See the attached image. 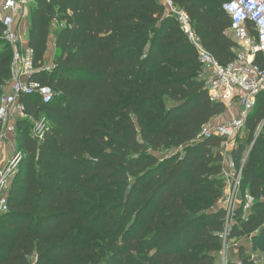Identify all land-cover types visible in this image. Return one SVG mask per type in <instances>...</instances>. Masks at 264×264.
<instances>
[{"label":"trees","instance_id":"1","mask_svg":"<svg viewBox=\"0 0 264 264\" xmlns=\"http://www.w3.org/2000/svg\"><path fill=\"white\" fill-rule=\"evenodd\" d=\"M170 1L220 63L234 60L226 0ZM55 20L53 70L33 76L55 97L25 98L44 127L39 137L31 120L19 125L23 158L0 215V264H90L96 249L104 264H216L225 138L199 135L228 107L210 97L178 19L162 0H35L28 43L37 66ZM2 46L0 94L12 57ZM256 61L264 67L263 54ZM246 128L247 155L242 140L230 154L256 202L247 217L238 206L232 236L259 232L264 252V92ZM240 259L232 264H254L243 248Z\"/></svg>","mask_w":264,"mask_h":264},{"label":"built area","instance_id":"2","mask_svg":"<svg viewBox=\"0 0 264 264\" xmlns=\"http://www.w3.org/2000/svg\"><path fill=\"white\" fill-rule=\"evenodd\" d=\"M35 0H0V49L9 45L11 57V77L0 94V215L8 211V197L12 183L19 171L23 152L18 148L19 125L33 117L28 112L26 97H38L42 103L49 104L55 97L53 86L33 79L34 74L45 70L51 72L53 65L46 62L37 66L33 49L22 35L21 30H29L31 12ZM170 14L178 19L181 29L195 46L201 64L200 77L209 91L212 100L223 102L227 107L240 106L237 116L222 123L210 122L205 125L199 137L216 134L225 138L222 143L224 155L223 178L226 188L221 202L226 210L224 229L220 233L222 249L216 264H231L229 245L232 228L236 223L238 206L243 216L250 214L255 196L242 192V168H238L230 152L235 138L246 126L248 115L264 92V67L256 61V56L264 55V0H226L223 11L230 17L227 34L238 44L236 57L228 64L220 63L215 55L203 44L201 37L191 24L187 12L167 0ZM57 28L55 20L52 28ZM43 123L35 134L42 137ZM230 148V149H229ZM245 246V245H244ZM250 259L261 264L262 258L253 252V245H246ZM37 259L32 257V263Z\"/></svg>","mask_w":264,"mask_h":264},{"label":"rangeland","instance_id":"3","mask_svg":"<svg viewBox=\"0 0 264 264\" xmlns=\"http://www.w3.org/2000/svg\"><path fill=\"white\" fill-rule=\"evenodd\" d=\"M165 4H168L167 3V0H162ZM60 28V26H58L57 28H52L51 30V36L49 38V47H48V51H47V54H46V58H45V62L50 65V66H54V61H55V57H56V54H57V50L55 49V47H53L51 45V43L53 42L54 43V40H55V35H56V32L58 31V29ZM22 37L23 39L25 40V37L26 35H23L22 34ZM3 46H1L2 48ZM238 107L237 105H233L231 107H228L227 110L225 111L224 113V116H228V120L236 113H238ZM230 117V118H229ZM223 118V117H222ZM44 122V115L41 116L40 119L38 120H34V121H31V123L28 125L29 128H31L32 132L35 133L38 131V127L40 125H42V123ZM224 122V120L220 119L214 123H222ZM253 136L250 135V132L248 130V128H246L245 130H243L239 136L237 138H235V142H234V145L238 144V141L239 140H242L243 142H245V146H246V153H245V156L247 155V152L248 150L250 149V146H251V140H252ZM230 149V148H229ZM172 151H166V150H161L158 152V155L159 156H163L165 154H169L171 153ZM194 203H197L199 201V199H193ZM221 206L222 205V202L219 201V203L217 204V206ZM255 236H259V232H256L255 234H247V235H244V236H241V237H234L232 236V240H231V244L229 245V258H231V264L232 263H238L241 261L240 259V249H244L245 250V255L246 256H250V253L249 251H247V248H246V245L248 246L250 243H252L253 245V252L256 254V255H259L261 258H262V263L261 264H264V252H262L259 248L256 247L255 245ZM261 240H264V237L262 239H259V241ZM245 245V246H244ZM96 252L99 253V259L95 262L93 261H90L89 260V263L90 264H104V254L102 251L100 250H97L96 249ZM250 258V257H249Z\"/></svg>","mask_w":264,"mask_h":264},{"label":"crops","instance_id":"4","mask_svg":"<svg viewBox=\"0 0 264 264\" xmlns=\"http://www.w3.org/2000/svg\"><path fill=\"white\" fill-rule=\"evenodd\" d=\"M26 35V37H25V41L26 42H28V34H29V30H26L25 28H23L22 30H21V35ZM51 45L53 46V47H55V40H54V43L52 42L51 43ZM55 49H56V47H55ZM237 105V107H238V111L240 112V106L238 105V104H236ZM239 112L238 113H236V114H234L232 117H234V116H237L238 114H239ZM223 117V118H222ZM228 116H224V113L223 114H221V115H219V116H217V117H215L213 120H212V122H216V121H218V120H220V119H222V120H224V121H227L228 120V118H227ZM231 117V118H232ZM230 118V117H229ZM230 118V119H231Z\"/></svg>","mask_w":264,"mask_h":264}]
</instances>
